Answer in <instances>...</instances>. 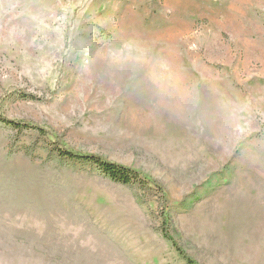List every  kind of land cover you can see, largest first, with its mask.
Returning a JSON list of instances; mask_svg holds the SVG:
<instances>
[{
    "label": "rangeland",
    "instance_id": "rangeland-1",
    "mask_svg": "<svg viewBox=\"0 0 264 264\" xmlns=\"http://www.w3.org/2000/svg\"><path fill=\"white\" fill-rule=\"evenodd\" d=\"M0 119V264H264V0H0Z\"/></svg>",
    "mask_w": 264,
    "mask_h": 264
},
{
    "label": "trees",
    "instance_id": "trees-1",
    "mask_svg": "<svg viewBox=\"0 0 264 264\" xmlns=\"http://www.w3.org/2000/svg\"><path fill=\"white\" fill-rule=\"evenodd\" d=\"M1 123L7 127H11L17 130H38L34 126H30L28 124L16 121H10L6 119H0ZM57 153L60 157L69 159L71 161L79 162V163H87L95 166L98 170H100L104 175L109 177L112 181L120 183L122 185H131V184H139L142 187H150V185L157 187L161 193L162 190L155 183H149L144 179H141L138 172L125 168L123 166H119L114 163H110L104 161L103 159L93 156V155H78L72 152H69L65 149L57 150ZM166 222V218L164 220ZM164 237L168 238L166 231H164ZM188 264H194L191 260L186 259Z\"/></svg>",
    "mask_w": 264,
    "mask_h": 264
}]
</instances>
